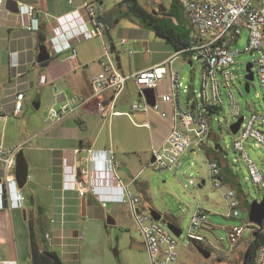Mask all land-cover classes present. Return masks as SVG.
Instances as JSON below:
<instances>
[{"label": "crops", "instance_id": "crops-1", "mask_svg": "<svg viewBox=\"0 0 264 264\" xmlns=\"http://www.w3.org/2000/svg\"><path fill=\"white\" fill-rule=\"evenodd\" d=\"M15 1L19 11L12 13L4 9L6 0H0V107L3 114L0 119V143L13 145L26 142V147L48 153L47 168L45 166L43 175L38 174L27 181L40 189L49 188L51 201L69 199L71 212L83 199L85 207L90 209L102 208L106 211L108 203L124 204L130 213L127 199L123 198V201L119 199V184L127 185L131 192L139 194L141 208L149 212L155 210L149 194L152 185L150 176L140 179V174L144 173V169L151 168L149 166L151 149L161 147L170 130L169 105H163L168 114L165 118H161L153 111L134 112L133 117L136 121L147 123L140 126L134 125L125 114L102 118L97 112L96 98L87 100L75 113L60 121L49 122L46 115L50 106L57 107L73 96L88 98L91 95L89 78L100 71L101 56L106 46L113 45L116 63L124 74L158 64L172 56L174 52L161 60H151L133 70L130 67L126 69L123 68L120 57V52L123 51L117 50L116 47L119 39L124 38L123 30L115 27L121 19L116 21L117 12L124 8L118 6L119 2L112 8H105L104 0ZM149 1L153 5V11L158 6L161 11L164 9L163 0ZM84 3L101 6L100 18L110 24V29L102 37H83L90 28L81 8ZM28 5L33 6L36 11L39 27L37 30L26 26L28 19L25 7ZM184 17L190 31L185 13ZM132 36L134 38V35ZM133 41L136 42L135 39ZM128 43L127 40V46ZM42 44L47 46L50 54L45 63L37 61L38 49ZM67 45H73L75 49L73 58L70 57V49L58 50L59 47ZM17 90L24 92L23 108L19 115L11 116L13 94ZM135 91L139 96L134 81L128 79L114 101V109L119 112L130 111L131 104L136 102ZM167 91L168 80L165 78L159 82L154 92L157 96ZM184 94L185 98L182 99L181 96L182 106L187 105L189 98V94ZM111 96L112 91L107 90L102 93L101 99L107 102L111 100ZM127 125L129 127L126 128ZM31 143L34 146H31ZM212 147L217 149V143L209 137L201 150L208 154V149ZM109 160L117 163L113 170L109 169ZM82 171H86V174H82ZM75 177L85 181L86 192L82 197L71 187ZM47 180L49 185L45 188L42 185ZM22 188L19 196L20 206L16 201L13 206L6 203L0 209V264H29L27 221L34 212L42 210V205L35 203L37 201L35 196H40L41 192L40 189L36 191L33 187L32 193ZM51 208L56 209V206L52 205ZM165 213L164 220L175 224L173 215L170 212ZM242 239L243 237L234 247H230L232 251L225 264L242 263V256L246 250V245L243 248L240 245ZM195 244L193 243L194 246ZM135 245L142 246L139 242H135L133 247ZM201 247H204L203 244ZM204 248L209 251V256L212 248L219 251V248L213 245ZM62 257L60 253V258L64 262ZM218 258L221 259L220 256Z\"/></svg>", "mask_w": 264, "mask_h": 264}, {"label": "built area", "instance_id": "built-area-1", "mask_svg": "<svg viewBox=\"0 0 264 264\" xmlns=\"http://www.w3.org/2000/svg\"><path fill=\"white\" fill-rule=\"evenodd\" d=\"M177 2L182 7L190 26L189 45L186 48L176 51L166 60L151 67L124 74L116 63L112 50L113 45L106 46L101 56L100 71L89 78L91 95L88 98L73 96L57 107L50 106L47 110V121H60L75 113L87 100L96 98L97 112L102 118L125 114L134 125L140 126L147 125V123L136 121L133 117L134 112L153 111L161 118H165L168 114L163 109V105L167 104L171 107V127L163 145L152 147V160L149 166L156 171L167 170L173 173L181 165L180 158L185 150H201L202 145L209 138L212 130V117L217 113L214 110L219 109L222 103L218 78L220 75L223 85L228 88L231 104L230 116L235 121L242 117L239 129L235 133L234 150L240 153L253 183L257 186H264V156L260 169L244 149V142L247 140L251 141L253 146L264 147V0H177ZM81 8L90 24V28L83 37H102L110 29V24L100 18L101 6L84 3ZM25 14L28 19L27 28L37 30L38 20L33 6H26ZM243 29L247 31L246 46L243 52L257 53L252 64L256 67L258 74L263 106L262 110H254L248 117L240 115V108L235 103L231 87L236 78L231 65L242 52L236 45ZM118 45L120 50L127 55L133 54L125 38H120ZM63 49H70L71 58L75 56L73 45L59 47L58 50ZM183 52L191 54V63L192 60H197L201 65V84L198 91L192 90V86L184 83L179 71L173 67L177 54ZM165 78L168 80V91L155 95L154 104H148L142 90L144 88L156 89L159 82ZM128 79H132L137 86L140 100L131 104L130 111L119 112L114 109V101L124 89ZM107 90L112 91L111 100L103 102L101 95ZM182 93L189 94L186 106H182L181 103ZM23 98L22 90L15 91L11 116L21 113ZM2 117L0 107V119ZM217 121L219 122V119ZM25 145L26 142L13 145L0 143V209L6 203L13 206L16 201L18 206L21 205L18 193L20 188L15 179V166L16 155ZM116 165V162L109 160V169L113 170ZM208 166L209 176L213 180L212 185L218 188L220 186L217 180L220 175L219 164L216 160H208ZM82 174H86V171H82ZM84 184V180L75 177L71 187L76 189L78 195L82 197L86 192ZM189 184H193V181L190 180ZM119 188V199L120 201H123V198L127 199L131 218L141 236V244L149 256L150 263L176 264L179 255L176 236L160 221H155L149 211L140 207L138 193L131 192L127 185L119 184ZM233 196L232 190L226 194L229 209L227 216L230 218H236L239 215L238 204L232 199ZM201 227L212 230L211 225L206 221L205 210L197 202L190 214L186 237L196 244L206 242L204 236L198 232ZM243 230L242 226H234L227 230V239L231 248L238 243ZM207 242L211 247L212 243ZM254 264H264V244L259 247Z\"/></svg>", "mask_w": 264, "mask_h": 264}, {"label": "rangeland", "instance_id": "rangeland-1", "mask_svg": "<svg viewBox=\"0 0 264 264\" xmlns=\"http://www.w3.org/2000/svg\"><path fill=\"white\" fill-rule=\"evenodd\" d=\"M120 1L104 0V6L112 8ZM137 1L159 21L174 26L177 31H188L182 8L176 4L175 0H163L164 13L158 6L156 14L149 0ZM118 22L115 27L123 30L122 36L127 38L128 47L133 51L130 56L120 52L123 68L130 67L133 70L151 60H161L171 52L176 53L171 43L156 36L149 27L139 25L136 18L124 17ZM246 39L247 31L243 29L236 45L242 52L231 65V70L236 73L231 87L235 103L240 108V115L248 117L252 111L262 110L263 106L255 66L252 68L254 79L249 82V91L245 90L246 63L254 61L257 56V53L243 52ZM116 47L120 50L118 43ZM190 55L186 52L178 53L173 67L179 71L184 83L192 86V90L198 91L201 84V65L197 60L189 63ZM218 78L222 103L212 117V136H215L217 143L215 154L224 166L229 167V171L223 175L224 179H217L220 186L215 188L212 185L213 180L209 176L208 157L205 150H185L180 158L181 165L173 173L146 168L144 173L140 174V179L150 176L152 184L149 189L152 198L150 200L155 210L162 214L160 221L162 225L166 227L162 220L165 218V212H170L175 224L181 230V234L176 237L179 253L176 264H225L232 251L227 239V230L234 226L244 227L240 244L243 248L251 236V229L253 231L257 228L248 221V210L253 200L262 199L264 186L253 183L240 153L234 150L233 143L236 135L229 131V125L235 120L230 116L228 88L223 85L220 75ZM181 96L182 99L185 98L184 93ZM134 100L136 102L140 100L137 91H135ZM31 146L34 145L31 143ZM244 149L261 169L264 147L253 146L252 142L247 140L244 142ZM22 152L27 161L29 179L38 174L43 175L45 166L47 168L49 154L26 146L23 147ZM208 153H212L210 148ZM190 180L193 184H189ZM48 185L47 180L42 186L47 188ZM32 187L36 191L40 189L27 181L22 190L31 192ZM48 189H40L41 195L35 196L37 200L35 203L42 205V210L34 212L29 221L41 245L45 244L43 247L55 250L59 255L61 253L65 264H151L145 249L133 247L135 242L141 243V236L126 205L108 203L106 211L102 208L90 209L89 207H85L82 211L80 200L79 206L71 212L70 200L51 201ZM230 190L234 192L232 199L238 204L239 215L236 218L227 216L229 209L226 194ZM197 202L205 210L206 221L213 229L207 230L205 227L199 229V234L206 239V242L199 246L202 244L204 247L209 246L207 241H210L214 247L219 248V251L212 248L211 255L207 258L203 257L195 249L193 242L186 237L190 214ZM52 205L56 206V209L51 208ZM108 216L113 219V223L108 222Z\"/></svg>", "mask_w": 264, "mask_h": 264}, {"label": "trees", "instance_id": "trees-1", "mask_svg": "<svg viewBox=\"0 0 264 264\" xmlns=\"http://www.w3.org/2000/svg\"><path fill=\"white\" fill-rule=\"evenodd\" d=\"M175 2L178 4L177 0ZM118 6H124V8L118 10L116 21L122 17L136 18L139 25L141 24L143 27H149L156 36L164 38L167 42L171 43L175 51H180L189 45V30L187 32H180L177 31L174 26L159 21L154 14L142 7L137 0H122L119 2ZM162 12L164 13V9ZM154 13L156 14L157 10H154ZM40 40H42V36H40ZM45 62L46 61L43 63ZM214 111L216 112L218 109L215 108ZM209 137H213L212 139L216 140L215 136H212V130ZM215 150L217 151V149L212 147V153H208L207 155L208 159L218 162L220 167V175L218 178L222 180L224 179L222 174H226L229 168L221 163L220 158L215 154ZM263 224L264 221L259 228L257 227L252 231L251 238L242 256L241 264H254L257 251L259 247L264 244ZM27 225L29 229V264H65L55 250L41 246L39 240L36 238L35 229H33L31 221L28 220Z\"/></svg>", "mask_w": 264, "mask_h": 264}, {"label": "water", "instance_id": "water-1", "mask_svg": "<svg viewBox=\"0 0 264 264\" xmlns=\"http://www.w3.org/2000/svg\"><path fill=\"white\" fill-rule=\"evenodd\" d=\"M4 9L12 12V13H17L19 11L18 4L15 0H6ZM50 57L48 48L45 44H42L39 46L38 49V54H37V61L38 62H43L48 60ZM190 63V62H189ZM253 64L252 62H247L245 66L246 74H245V90L249 91V82L254 79V73H253ZM142 93L147 101L148 104L153 105L155 102V92L152 88H144L142 90ZM37 106V105H36ZM191 108H193V104H191ZM242 117H239L236 121L232 122L229 125V131L232 134H235L237 130L239 129V126L241 124ZM152 160V159H151ZM27 175H28V165L27 161L24 157V154L22 150L16 155V166H15V179L18 188H22L27 181ZM81 208L82 211L85 209V201L82 199L81 200ZM151 217L155 221H161L162 215L157 212L156 210H151L150 211ZM108 222L113 223V219L110 217H107ZM248 221L256 225L258 228L264 221V195L260 201L258 200H253L250 205H249V210H248ZM162 222L166 225V227L176 236L178 237L181 234V230L179 227L170 222V221H165L164 219ZM136 248H143L141 245H135ZM195 247L197 251L205 258L209 257V251H207L205 248L195 244Z\"/></svg>", "mask_w": 264, "mask_h": 264}, {"label": "clouds", "instance_id": "clouds-1", "mask_svg": "<svg viewBox=\"0 0 264 264\" xmlns=\"http://www.w3.org/2000/svg\"><path fill=\"white\" fill-rule=\"evenodd\" d=\"M72 184V183H71ZM18 193H19V196H20V190L18 191Z\"/></svg>", "mask_w": 264, "mask_h": 264}, {"label": "flooded vegetation", "instance_id": "flooded-vegetation-1", "mask_svg": "<svg viewBox=\"0 0 264 264\" xmlns=\"http://www.w3.org/2000/svg\"><path fill=\"white\" fill-rule=\"evenodd\" d=\"M29 220V219H28Z\"/></svg>", "mask_w": 264, "mask_h": 264}]
</instances>
